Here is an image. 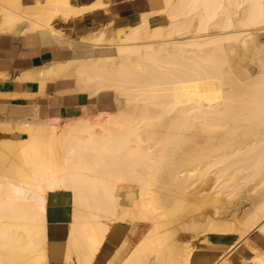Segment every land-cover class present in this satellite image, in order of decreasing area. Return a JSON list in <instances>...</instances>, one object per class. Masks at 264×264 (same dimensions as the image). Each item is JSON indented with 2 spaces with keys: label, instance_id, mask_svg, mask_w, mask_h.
<instances>
[{
  "label": "bare ground",
  "instance_id": "6f19581e",
  "mask_svg": "<svg viewBox=\"0 0 264 264\" xmlns=\"http://www.w3.org/2000/svg\"><path fill=\"white\" fill-rule=\"evenodd\" d=\"M2 2L16 4L3 19L26 18L54 34V18L85 10L71 0ZM153 14L166 23L151 25ZM261 27L264 0H151L137 23L81 36L84 56L49 63L41 81L72 77L90 98H118L112 110L24 123L25 138L0 141V264H49L47 199L65 193L67 264H92L110 227L126 222L130 236L110 263L233 264L238 241L264 233V44L251 49L255 68L251 57L238 66L226 40L239 37L247 52L244 36ZM104 41L110 53L100 49ZM239 179L261 187L251 216L239 225L220 219L223 208L205 216L203 204L221 203ZM195 210L200 218L180 221ZM210 237L215 248L201 253L197 242ZM250 249L241 264H264V252Z\"/></svg>",
  "mask_w": 264,
  "mask_h": 264
},
{
  "label": "crops",
  "instance_id": "0c3cea01",
  "mask_svg": "<svg viewBox=\"0 0 264 264\" xmlns=\"http://www.w3.org/2000/svg\"><path fill=\"white\" fill-rule=\"evenodd\" d=\"M71 2L77 8L85 10L66 20L61 17L54 18L52 21L54 34L48 28L32 29L29 19L26 18H20L21 21L3 19V9L9 5L8 9L12 10L16 4H6L0 0V141H17L25 138V131L22 130L24 123H39L52 118L63 120L96 110L97 104L92 100L95 97L90 98L87 92L75 90L72 77H52L41 81V71L53 61L54 64L77 57L80 51L77 45L81 43V36L101 27L111 32L133 25L138 22L141 13L151 9V0H71ZM149 18L151 25L166 23L163 14H153ZM12 20L16 21V23L13 21L15 25ZM47 218V260L49 264H67L64 261V250L71 218V202L68 194L48 196ZM120 225L110 227L92 264H120V260L110 263L121 240L130 236L129 223ZM49 230L52 232L50 233ZM246 237V240L238 241L228 257L233 264H241L242 259L245 258L250 260L253 255L250 247L264 252L262 231L253 230ZM216 247L219 250L220 247ZM213 248L215 247H210L201 253L212 251ZM122 255L124 257L126 253Z\"/></svg>",
  "mask_w": 264,
  "mask_h": 264
},
{
  "label": "rangeland",
  "instance_id": "374dc122",
  "mask_svg": "<svg viewBox=\"0 0 264 264\" xmlns=\"http://www.w3.org/2000/svg\"><path fill=\"white\" fill-rule=\"evenodd\" d=\"M243 39H245L247 41L246 50H247V48L248 49L250 48L249 50H247V52L249 51L248 53H250V54H248L246 51L242 52L244 50V48L242 50V48H241V47H243V45H242V39L239 40V37H234V38H230V39L226 40V43L228 44V46H230V47L232 46V48H231L232 50H230V54L232 53L231 56L234 57L233 58V59H235L234 61L237 63V62H239L238 59L239 60H242V61H240V63H237L238 66H240L241 63H242V65L244 63L247 64V62L252 58V54L251 53L254 50H251V49H253L254 47L257 48L258 46L264 44V27H261L259 30H257V33L256 32H253L250 35L244 36ZM250 42L251 43L253 42L255 45L252 47L253 44L249 45ZM240 43H241L242 46L240 45ZM108 44L110 45V42L104 41L103 42V45H102L103 47L100 48V46H98L100 49H102V50L104 49V52H103L104 54L107 51H108V53H110L109 52L110 49L106 48V47H108ZM244 53L245 54L247 53V56L245 55L246 57H243L244 56ZM240 55H242V56H240ZM76 56H84V53H81V51H79ZM250 62L251 63L248 62V64H251L252 66L251 65H248V64L247 65L249 67H254L255 64H256V61H255V64H254V59H253V61L250 60ZM247 65H245V66H247ZM255 68H256V66H255ZM117 98H118L117 95L114 92H112V91L111 92L101 93L100 95L96 96L95 99H92L94 101L93 103L94 104H97V109L96 110L94 109L93 111H90V113H96L98 110H112L113 107H114V105H115V100ZM101 106H104V108L103 107L101 108ZM62 122H63V120H59L58 121V124H62ZM210 175L212 176V173ZM212 180L213 179H210L208 181V183H207L208 184L207 185V189H209L210 185L212 187H214L215 184L213 183ZM242 181H243L242 179H239L237 181L238 183L232 184L231 187H229L227 189L228 191H226V194H228L226 196V198L224 200H222L221 203H216L217 206H215L216 204H213V206H212L210 203L209 204L206 203L208 205H206L204 203L205 205L203 204V206L205 208L202 209V212L204 211L203 213L206 214L205 216H217L216 214H218V212H219L218 209L219 208H221V209L223 208L221 210L222 213L219 216H220V219L221 220L223 218V221L227 222L228 224L235 223V225H239L240 223H243L245 221V219H247L248 217H250L251 214H252V212H254V210L256 209V207H258L259 202L261 201V197H262V193L260 192L261 191V189H260L261 187L259 185H256L255 184L256 182H254V181H256V180L246 181V182L245 181L242 182ZM233 185H235V186H233ZM197 186H198L197 184L196 185H193V187H191V189H193L194 187H197ZM195 189H194V192L192 191V193H194L195 195L191 193L193 195L192 200H193V198H197L198 199L197 192H199V188H197V190H195ZM256 193H258V194H256ZM33 196L36 198L37 195H35L33 193ZM197 199H194L197 202L196 205H198V203H200L201 198H199L200 199L199 201ZM194 200H193V202H195ZM193 202H192V204H191L190 207H192V205L194 204ZM223 202H225V203H223ZM199 205H201V204H199ZM196 212L197 211L195 210V213L193 211H189L187 213L184 212V214L182 213L183 215H181L180 221H182L184 223L185 221L192 220L191 218H194V216L197 215ZM187 216L190 218V220H189V218ZM196 217L197 218H200V217H198V215ZM184 218H186V219H184ZM224 218L226 220H228V221H226ZM183 219L185 221H183ZM182 222H180V224H182ZM115 225H119V224H115ZM185 225H189V224L186 222ZM199 236H202V233H200ZM246 238L244 240H246ZM211 242H215V239L213 237H210V239L208 238L207 241H205V240L204 241H198L197 242L198 243L197 249L200 252L201 251H206L210 247H213L214 246V245H211Z\"/></svg>",
  "mask_w": 264,
  "mask_h": 264
}]
</instances>
